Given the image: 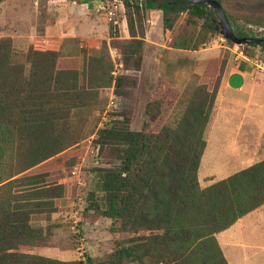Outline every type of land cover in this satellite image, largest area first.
I'll return each mask as SVG.
<instances>
[{
	"label": "trees",
	"instance_id": "trees-1",
	"mask_svg": "<svg viewBox=\"0 0 264 264\" xmlns=\"http://www.w3.org/2000/svg\"><path fill=\"white\" fill-rule=\"evenodd\" d=\"M102 1L129 10L131 27L143 10L160 11L166 31L173 30L183 13L189 14V24L205 21L207 33L181 32L174 39L175 49L196 50L206 44L208 33L220 30L210 22V15L217 13L209 6L184 0ZM217 1L236 36L260 38L254 28L264 29V0ZM140 42L125 44V58L136 53ZM243 47L245 56L255 58L260 51L264 59V46ZM60 52V40L38 38L23 61L14 52L13 40L0 38V264H85L31 251L46 246L51 237L50 228L33 226V217L50 219L57 201L65 197V185L50 178L73 169L82 156L73 148L79 141L72 114L93 106L99 90L112 82L105 55L90 58L81 81L79 71L58 69ZM225 69L222 65L213 88H196L176 127L136 132L125 117L99 130L96 146L122 148L119 164L104 171L103 207L91 201V210L129 235L112 263L229 264L217 235L264 205V161L205 188L199 182L205 132ZM147 114L157 121L160 104L151 103Z\"/></svg>",
	"mask_w": 264,
	"mask_h": 264
},
{
	"label": "rangeland",
	"instance_id": "rangeland-1",
	"mask_svg": "<svg viewBox=\"0 0 264 264\" xmlns=\"http://www.w3.org/2000/svg\"><path fill=\"white\" fill-rule=\"evenodd\" d=\"M117 4L112 22L101 11L96 22L83 19L79 23L77 17L71 21L61 13V4L51 6L46 0L0 1V38L12 39L14 52L23 61H27L29 48L36 39H58V69L77 70L82 81L90 58L101 55H105L107 67L112 69V82L99 90L98 101L72 114L79 141L73 148L80 149L82 156L73 169L56 172L50 178L66 187L65 197L57 201V212L50 219L44 215L33 217V226L51 231L46 246L31 249L42 256L62 261L83 260L85 264H89L87 259L91 257V264H115V252L129 235L116 230L117 223L91 210V201L103 207L104 171L119 164L122 148L114 144L96 146L99 130L125 117L131 119V130L136 132L176 127L196 88L203 84L213 88L222 65L227 66L239 53H247L243 46L231 44L223 37L216 14L209 19L220 28L219 32L208 33V41L198 49L184 50L173 47L175 37L181 32L207 33L205 21L195 19L196 25L189 24V14L183 13L173 30L166 31L160 11L143 10L133 17L131 27L129 10ZM106 6L113 8L110 2ZM58 27L80 35L59 39ZM93 29L97 31L94 37ZM254 31L256 36L264 37V29L255 27ZM134 39L141 41L136 46L138 50L125 58L122 48ZM154 102L160 104L161 114L153 122L147 109ZM201 183L204 186L208 182L201 177ZM248 221L246 218L243 222L245 238L264 244V229H249ZM122 264L134 263L125 260Z\"/></svg>",
	"mask_w": 264,
	"mask_h": 264
},
{
	"label": "crops",
	"instance_id": "crops-1",
	"mask_svg": "<svg viewBox=\"0 0 264 264\" xmlns=\"http://www.w3.org/2000/svg\"><path fill=\"white\" fill-rule=\"evenodd\" d=\"M102 1V0H101ZM61 6V13L79 23L86 19L96 22L100 0H46ZM59 10V8H57ZM69 21V22H71ZM59 26V23H58ZM59 39L79 36L58 27ZM96 29H93L95 36ZM87 38V34L82 35ZM259 51L255 58L239 53L229 60L211 119L205 132L207 147L199 169L208 182L203 188L224 180L250 166L264 161V59ZM203 175V176H202ZM249 229H264V205L251 212L229 229L219 233L217 240L229 264H264V244L245 238L244 220ZM260 245H263L260 247Z\"/></svg>",
	"mask_w": 264,
	"mask_h": 264
},
{
	"label": "water",
	"instance_id": "water-1",
	"mask_svg": "<svg viewBox=\"0 0 264 264\" xmlns=\"http://www.w3.org/2000/svg\"><path fill=\"white\" fill-rule=\"evenodd\" d=\"M193 5H204L213 8L220 20L221 31L223 37L231 41L235 45L243 46L249 44H256L258 46H264V38H252V37H238L234 34V31L230 25V22L224 12L222 5L217 0H184Z\"/></svg>",
	"mask_w": 264,
	"mask_h": 264
},
{
	"label": "built area",
	"instance_id": "built-area-1",
	"mask_svg": "<svg viewBox=\"0 0 264 264\" xmlns=\"http://www.w3.org/2000/svg\"><path fill=\"white\" fill-rule=\"evenodd\" d=\"M114 2H117V0H114ZM106 4H107L106 2L100 1L98 11L99 12L104 11L106 17L108 18V21L112 22L115 17L116 9L118 8V4L114 3L113 8H109V9L107 8Z\"/></svg>",
	"mask_w": 264,
	"mask_h": 264
}]
</instances>
